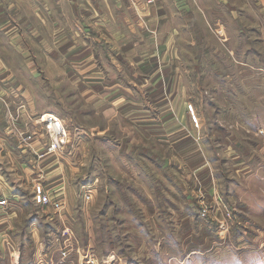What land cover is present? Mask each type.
<instances>
[{"label":"rangeland","instance_id":"rangeland-1","mask_svg":"<svg viewBox=\"0 0 264 264\" xmlns=\"http://www.w3.org/2000/svg\"><path fill=\"white\" fill-rule=\"evenodd\" d=\"M74 22L70 19L68 25ZM27 31L25 43L30 40ZM40 33L48 42L56 34ZM79 35L69 31L68 39ZM39 47L37 43L38 58ZM70 57L6 59L5 72L17 79L0 76V96L29 103L35 114H66L77 126L71 127L64 153L44 162L69 169L73 188L67 196L73 202L68 208L59 181L50 183L38 175L31 188L24 184L16 158L13 170L6 159L0 160V195L11 206L20 200L26 211L20 223L14 220L0 236V264H264V59L243 65L242 86L231 82L238 92L219 95L221 104H209V96L193 97L188 104L197 123L186 104L192 125L181 123L178 136L189 129L199 143L189 136L173 146L161 127L151 125L155 121L135 128L127 120L124 126L117 116L110 120V109L95 115L91 98L81 93V77L90 75V63ZM257 83L259 93L253 91ZM183 86L181 96L188 99ZM225 106L233 109L221 117L229 140L220 143L213 137L207 142L203 136L209 129L201 116L210 118ZM6 147L20 154L11 149L13 142ZM200 147L212 159V176L198 169L204 159L191 153ZM19 159L26 162L27 156ZM32 159L26 163L35 175L38 166ZM246 165L249 169L241 171ZM39 189H48L52 200L63 204L57 209L37 204ZM81 189L92 191L87 204L80 199ZM28 220L35 226L27 225Z\"/></svg>","mask_w":264,"mask_h":264},{"label":"crops","instance_id":"crops-1","mask_svg":"<svg viewBox=\"0 0 264 264\" xmlns=\"http://www.w3.org/2000/svg\"><path fill=\"white\" fill-rule=\"evenodd\" d=\"M70 19L75 21L73 28L68 25ZM25 29L28 43L23 40ZM48 31L56 33L51 42L40 33ZM69 31L81 35L71 40ZM37 43L43 50L41 59H67L71 54L83 63H90V75L81 77V93L91 98L95 115L100 117L110 109V120L117 116L124 126L127 120L135 128L155 121L151 125L161 127L162 136L171 145L189 136L199 143L200 137L189 129L178 136V130L183 128L179 126L181 123L192 125L186 104L197 95L209 96V104H221V99L216 100L219 95L236 94V86L239 83L242 86L243 65L264 59V0H154L151 4L147 0H0V76L17 79L18 75L5 72L6 59H39L35 53ZM234 81L236 86L231 84ZM184 84L190 99L181 96ZM259 90L257 83L253 91L259 93ZM224 113L232 114L233 109L221 107L210 118L202 114L203 126L209 129L203 136L207 142L214 141L213 137L220 143L229 140L221 120ZM58 115L70 127L77 128L69 116ZM257 127L262 128L261 124ZM5 128L0 104V160H7L8 170L16 167L22 170L24 184L31 188L38 175L53 180L50 183L59 181L64 207L68 208L73 200L67 194L73 187L67 166L54 169L55 162L44 164L46 159L33 175L27 167L31 155H16L6 147L14 139L6 135ZM191 153L204 159L197 165L198 169H206L212 176L208 152L200 147ZM246 153L250 154L249 158L253 155ZM22 156H27V163L19 159ZM248 169L246 165L241 171ZM16 197L21 198L17 194ZM21 206L20 200L11 206L8 198V204L0 207V236H4L14 220L21 222L20 215L26 213ZM28 224L35 226L30 220ZM34 229L36 234L37 228Z\"/></svg>","mask_w":264,"mask_h":264},{"label":"built area","instance_id":"built-area-1","mask_svg":"<svg viewBox=\"0 0 264 264\" xmlns=\"http://www.w3.org/2000/svg\"><path fill=\"white\" fill-rule=\"evenodd\" d=\"M153 1L147 0L149 3ZM0 102L6 122L4 131L10 139H14V148H11L13 151L19 150L21 155L30 154L31 158H34L32 160L37 161V166L49 157L54 155L57 157L64 153L69 145L72 132L69 123L64 118L50 112L34 114L29 110L27 103L17 102L15 99L7 100L5 95L0 96ZM187 111L192 122L197 123L198 119L191 104L187 105ZM39 191L41 193L37 196V204L52 206L56 209L63 204L62 201L54 202L48 189H39ZM91 198V190L81 189L80 199L85 204ZM7 204L8 198L0 197V207H5Z\"/></svg>","mask_w":264,"mask_h":264}]
</instances>
